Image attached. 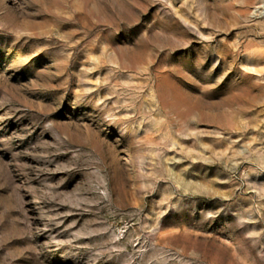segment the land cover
I'll list each match as a JSON object with an SVG mask.
<instances>
[{
    "label": "rangeland",
    "instance_id": "rangeland-1",
    "mask_svg": "<svg viewBox=\"0 0 264 264\" xmlns=\"http://www.w3.org/2000/svg\"><path fill=\"white\" fill-rule=\"evenodd\" d=\"M0 264H264V0H0Z\"/></svg>",
    "mask_w": 264,
    "mask_h": 264
}]
</instances>
